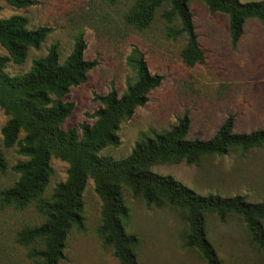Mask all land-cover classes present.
<instances>
[{
  "label": "rangeland",
  "instance_id": "1",
  "mask_svg": "<svg viewBox=\"0 0 264 264\" xmlns=\"http://www.w3.org/2000/svg\"><path fill=\"white\" fill-rule=\"evenodd\" d=\"M34 4L18 9L0 0V18L21 15L27 28H50L38 48H30L23 64L9 63V75L24 74L33 60L44 57L56 44L60 61L70 54L75 40L82 37L86 49L84 59L96 61L86 80L71 87L64 100L73 104L71 115L63 128L92 124L98 103L93 95H105L111 85L122 95L133 81L131 59L135 51L143 54L149 71L162 77L158 87L147 95L146 103L137 108L131 118L119 125V145L99 152L114 160L127 157L139 134L149 130H168L185 113L190 120L187 137L208 140L228 115L234 118L235 133H250L264 129V24L254 19L243 25V35L235 47L230 44L228 18L210 14L198 0H189L203 62L188 67L181 51L186 36H171L178 23L167 22L163 6L156 11L150 25L139 30L125 22V16L136 0H33ZM242 3L261 0H239ZM7 53L0 46V56ZM8 120L0 108V150L7 168L0 174V190L11 187L18 179L12 167L26 158L18 155L17 147L5 148L1 129ZM19 134V138L23 137ZM52 174L42 194L49 199L56 184L66 179L67 164L51 158ZM151 172L169 175L195 194L221 197L243 196L250 203L264 202V149L250 150L244 155L229 152L201 160L198 166L184 162L153 166ZM123 199L130 220L125 227L133 234L138 246L133 249L139 264H205L194 249L182 247L181 235L186 231L183 214L176 207H147L140 199L123 189ZM83 229L71 228L64 238L63 260L58 264H118L112 251L104 247L98 234L101 201L88 179L82 193ZM45 217L36 202L23 209L0 208V264H34L31 249L42 244L23 245L18 234L24 228L36 227ZM206 237L221 264H264L262 255L250 242L240 217L228 215L221 222L215 214L204 215ZM264 227V221H263Z\"/></svg>",
  "mask_w": 264,
  "mask_h": 264
},
{
  "label": "trees",
  "instance_id": "2",
  "mask_svg": "<svg viewBox=\"0 0 264 264\" xmlns=\"http://www.w3.org/2000/svg\"><path fill=\"white\" fill-rule=\"evenodd\" d=\"M7 5L25 9L33 0H2ZM111 2L115 0H109ZM210 14L228 18V32L232 47L243 35V25L254 19L264 24V0L242 3L239 0H198ZM189 0H136L125 16V22L143 30L163 6L162 17L169 23L171 36H186L181 51L184 65L192 67L203 62L198 44ZM0 6V12H1ZM51 29L27 28L21 15L0 18V46L7 55L0 56V108L8 120L1 129L5 148L17 147L18 155L26 158L12 167L17 181L0 190V208L12 206L23 209L36 202L45 220L36 227L24 228L18 234L23 245L42 244L32 248L34 264H58L63 260L64 238L71 228L83 229L82 193L91 179L101 201L98 234L104 247L112 251L118 264H139L133 249L138 246L135 235L127 234L125 227L130 216L123 199V189L140 198L147 207H176L183 214L186 231L181 235L182 247L194 249L205 264H221L204 229V215L215 214L221 222L228 215H236L243 222L250 242L264 259V202L250 203L243 196H200L169 175L151 172L156 165L176 164L198 166L202 159L224 156L229 152L244 155L253 149H264V129L250 133H235L234 118L228 115L208 140L187 137L190 120L185 113L168 130H149L139 134L131 153L119 160L101 156L106 147L119 145V125L131 118L135 110L147 101L148 93L159 86L162 77L152 74L143 54L135 51L131 59L133 81L122 95L113 85L105 95H93L98 103L92 124L82 122L78 127L63 128L73 111V104L64 100L71 87L86 80L87 73L97 62L84 59L86 44L78 37L70 54L60 61L58 47L52 45L44 57L33 60L24 74L9 75L7 65L24 63L30 48L36 49ZM23 137L19 138V134ZM55 158L68 166L66 179L56 184L49 199L42 194L52 174L50 159ZM7 164L0 150V174Z\"/></svg>",
  "mask_w": 264,
  "mask_h": 264
}]
</instances>
